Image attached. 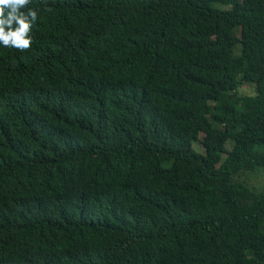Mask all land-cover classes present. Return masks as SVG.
Instances as JSON below:
<instances>
[{"label": "trees", "instance_id": "1", "mask_svg": "<svg viewBox=\"0 0 264 264\" xmlns=\"http://www.w3.org/2000/svg\"><path fill=\"white\" fill-rule=\"evenodd\" d=\"M29 8L31 46L0 45V264H264L241 181L264 170V0Z\"/></svg>", "mask_w": 264, "mask_h": 264}, {"label": "clouds", "instance_id": "2", "mask_svg": "<svg viewBox=\"0 0 264 264\" xmlns=\"http://www.w3.org/2000/svg\"><path fill=\"white\" fill-rule=\"evenodd\" d=\"M29 0H0V45L13 47L18 52L26 51L31 46L29 35L37 19V11H22Z\"/></svg>", "mask_w": 264, "mask_h": 264}, {"label": "rangeland", "instance_id": "3", "mask_svg": "<svg viewBox=\"0 0 264 264\" xmlns=\"http://www.w3.org/2000/svg\"><path fill=\"white\" fill-rule=\"evenodd\" d=\"M240 93L243 95H253L254 87L244 84L240 88ZM194 149L200 153L204 152L203 148L198 143L194 145ZM241 181L251 188L254 187L259 191H264V170L258 169L255 173L249 175L246 179L243 178Z\"/></svg>", "mask_w": 264, "mask_h": 264}]
</instances>
